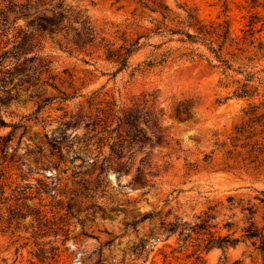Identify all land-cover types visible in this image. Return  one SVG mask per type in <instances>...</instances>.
I'll return each instance as SVG.
<instances>
[{
	"label": "rangeland",
	"instance_id": "1",
	"mask_svg": "<svg viewBox=\"0 0 264 264\" xmlns=\"http://www.w3.org/2000/svg\"><path fill=\"white\" fill-rule=\"evenodd\" d=\"M11 2L24 0H0V54L29 33L37 46L2 62L10 69L0 86L7 125L0 128V264H96V251L113 237L102 264H218L223 253L232 264L247 253L212 248L198 263L189 228L213 209L219 228L228 220L239 230L242 215L227 209V198L251 205L264 192V152L247 159L254 144L264 148V0H34L26 11H8ZM60 13L65 29L52 39L35 27ZM135 43L118 71L108 49ZM30 44L24 38L20 48ZM243 85L251 97L235 96ZM182 102L192 105L187 121L174 115ZM120 109L136 116L139 139L120 172L108 173L103 193L87 197L78 183L96 175L87 176L100 127L86 125ZM48 141L61 143L60 155ZM158 211L137 233H124L125 223ZM161 219H177L179 228L156 234ZM144 236L146 249L136 255Z\"/></svg>",
	"mask_w": 264,
	"mask_h": 264
},
{
	"label": "trees",
	"instance_id": "2",
	"mask_svg": "<svg viewBox=\"0 0 264 264\" xmlns=\"http://www.w3.org/2000/svg\"><path fill=\"white\" fill-rule=\"evenodd\" d=\"M37 1V0H35ZM34 3V0H24L21 4H13L12 2L9 3L8 7L6 9L10 11L12 9V6H16L21 10H28L31 6V4ZM4 12H0V17L3 16ZM64 19V16L62 13L59 14L58 18H46L41 17L35 22V27L37 30L43 34L46 33L50 39H52V35L59 34L60 32L64 31L65 27L61 26L58 27L59 23L62 22ZM189 19H193L192 16H189ZM3 21H5L3 19ZM18 36L16 38H21L20 35L22 33L21 30H18ZM186 38L192 39L193 36L190 34H185ZM39 37V35H37ZM27 38L31 43H34L33 45H29V50H23L20 48L21 43L23 42V39ZM59 40H55V43H58ZM137 45L138 43L131 44L130 47H120L117 51L109 50L107 51V59L112 60L114 63L118 65V71H121L125 69L128 65V61L130 57L133 55L134 52L137 51ZM36 45V35L29 33L27 35H24V37L21 39L19 43L14 42L11 49L5 50L0 54V86L4 84V81L7 79V76L9 75V69L7 66H2V62L5 58L12 56L16 60H18V55H25L27 52H31L32 49L35 48ZM213 50V49H212ZM221 50V49H220ZM124 51L123 53H121ZM21 52V54H20ZM213 52H215L213 50ZM216 54V52H215ZM217 58H221L220 54L216 55ZM228 68V67H227ZM247 86H242V89H239L238 92H236V97L238 98H245V97H251L248 95V90L246 89ZM62 101H66V98H61ZM1 101V100H0ZM49 99L44 100L43 103L48 102ZM46 104V103H45ZM42 107H38V111ZM191 109L192 105L187 102H182L178 104L174 110V115L178 120L181 121H187L191 119ZM255 110V107H252V111ZM256 117V116H255ZM256 119H260V117H257ZM115 120L116 125L114 128L111 129V125L113 121ZM102 122V120H100ZM136 124V116L132 114L131 110H123L120 109L116 111V114L109 115L105 118L103 123L101 124H90L88 123L86 127H93L94 129L97 128V126L100 127V131L96 133V135H100L99 138H97L95 145H96V151L94 157L91 159V166L92 171L87 176L89 178L90 175L96 174L93 179L86 180L82 179L78 185L81 187V194L84 195H97L98 193H103V189L107 186L108 182H104L105 178H108V173L110 171L114 173L120 172V167L122 163L120 160L123 158V154L126 150L131 148L134 143L139 139V133L137 131V128L135 126ZM6 123L3 121H0V128L6 127ZM61 128L59 129L60 134V141L64 139V133L65 129L68 126V122H64L60 124ZM259 126H261L264 129V122L260 123ZM13 131L17 130L18 128L23 129V133L26 131V126H18V125H11L10 126ZM251 132L254 130L252 125H249L247 127ZM12 131V132H13ZM94 131V130H92ZM134 131V132H133ZM10 140V139H9ZM0 143L1 147L4 146V141H6V138L0 137ZM47 144L53 149L57 150V152L60 155L61 152V143L57 142H47ZM107 145L108 146V154L103 155V147ZM248 158L256 157L254 156L255 153L261 154L264 152V148L261 147L259 144H254L250 147ZM261 151V153H259ZM101 158V159H100ZM141 186H144V184H141ZM260 197H255L254 200L257 202V204H251L247 203L245 205H240L241 200L236 199L234 196L227 198L228 203V210L235 209L239 207L240 214L242 215L240 221L242 226L239 228V230L233 229V225L228 221H224L219 228V223L216 222L218 220L219 211H213V209H209L208 212L203 213L201 216L197 217L198 222L195 223L193 226H191L190 233L194 234L196 236V262L201 261V254L203 252H208L212 248H216L221 250L222 252L227 251L228 249L232 248L235 249L239 246H243L245 249H249L247 253L242 252V256L240 259L234 261L232 264H243L245 259H249L251 264H264V192H259ZM87 196V197H88ZM90 196V197H92ZM261 208V211H260ZM100 210V208H99ZM214 212V213H210ZM161 216V211H158L156 213L149 212L140 214L131 221L125 223L124 225V233L128 231V229H131L133 232H138V226L145 223V222H151L155 217ZM167 217V215L165 216ZM210 222H216L214 224H210ZM179 228V225L177 224V219L174 222H166L165 219H161L159 226L157 230L155 231L156 234H172ZM225 229L227 233L225 235H220L219 230ZM182 234V231L179 232V235ZM148 236L154 237V232L150 231L148 233ZM189 236H186L188 238ZM117 237H113L104 243H102L99 247V249L96 251L97 255V262L96 264H102L101 258H102V249L103 247L110 246L113 241ZM186 240V239H185ZM148 243L147 237L144 236L142 238H139L137 243L132 247V251L136 255H141L145 249L146 244ZM182 246H179L178 248H181ZM227 256L223 253L222 257L219 259L218 264H226Z\"/></svg>",
	"mask_w": 264,
	"mask_h": 264
}]
</instances>
